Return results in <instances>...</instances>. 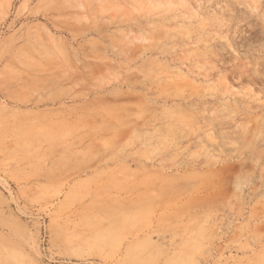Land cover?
I'll return each mask as SVG.
<instances>
[{"label": "rangeland", "instance_id": "rangeland-1", "mask_svg": "<svg viewBox=\"0 0 264 264\" xmlns=\"http://www.w3.org/2000/svg\"><path fill=\"white\" fill-rule=\"evenodd\" d=\"M0 264H264V0H0Z\"/></svg>", "mask_w": 264, "mask_h": 264}]
</instances>
